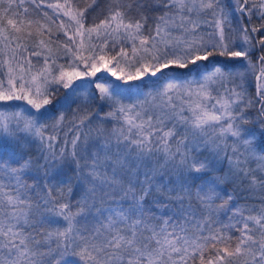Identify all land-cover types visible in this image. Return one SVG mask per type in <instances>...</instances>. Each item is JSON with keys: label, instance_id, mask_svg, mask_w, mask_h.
Here are the masks:
<instances>
[{"label": "snow or ice", "instance_id": "1", "mask_svg": "<svg viewBox=\"0 0 264 264\" xmlns=\"http://www.w3.org/2000/svg\"><path fill=\"white\" fill-rule=\"evenodd\" d=\"M0 264H264V0H0Z\"/></svg>", "mask_w": 264, "mask_h": 264}, {"label": "trees", "instance_id": "2", "mask_svg": "<svg viewBox=\"0 0 264 264\" xmlns=\"http://www.w3.org/2000/svg\"><path fill=\"white\" fill-rule=\"evenodd\" d=\"M101 2H103V0H101ZM98 75H103V73H100V74H98ZM113 79H115L114 77H113ZM244 201H241V203H243Z\"/></svg>", "mask_w": 264, "mask_h": 264}]
</instances>
